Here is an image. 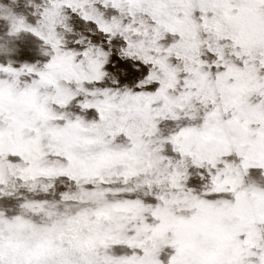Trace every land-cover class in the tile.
<instances>
[{"label": "snow or ice", "instance_id": "6c2138e0", "mask_svg": "<svg viewBox=\"0 0 264 264\" xmlns=\"http://www.w3.org/2000/svg\"><path fill=\"white\" fill-rule=\"evenodd\" d=\"M0 22V264H264V0Z\"/></svg>", "mask_w": 264, "mask_h": 264}, {"label": "rangeland", "instance_id": "374dc122", "mask_svg": "<svg viewBox=\"0 0 264 264\" xmlns=\"http://www.w3.org/2000/svg\"><path fill=\"white\" fill-rule=\"evenodd\" d=\"M0 2H4V0H0ZM2 23L3 22H0V24H2ZM2 32H3V28H0V33H2ZM26 39L33 40L34 41V40H36V37H34V36H28V37H26ZM13 59L19 60L18 57H13ZM40 59H42V58H40ZM251 176H252V179L253 180H258L259 179V173L257 171H255V170H253L251 172ZM258 186L261 187V188H264V182L259 183Z\"/></svg>", "mask_w": 264, "mask_h": 264}]
</instances>
